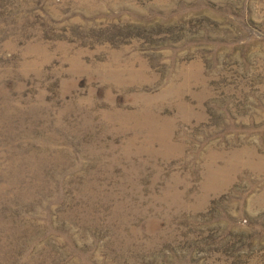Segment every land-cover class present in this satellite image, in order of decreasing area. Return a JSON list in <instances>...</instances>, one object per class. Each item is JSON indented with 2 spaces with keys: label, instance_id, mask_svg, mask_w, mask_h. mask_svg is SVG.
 <instances>
[{
  "label": "rangeland",
  "instance_id": "obj_1",
  "mask_svg": "<svg viewBox=\"0 0 264 264\" xmlns=\"http://www.w3.org/2000/svg\"><path fill=\"white\" fill-rule=\"evenodd\" d=\"M0 264H264V0H0Z\"/></svg>",
  "mask_w": 264,
  "mask_h": 264
}]
</instances>
